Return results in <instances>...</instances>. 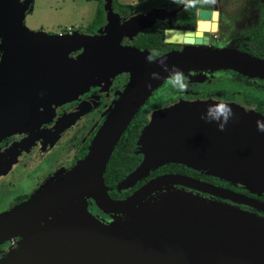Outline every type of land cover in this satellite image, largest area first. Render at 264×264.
Returning a JSON list of instances; mask_svg holds the SVG:
<instances>
[{
    "label": "water",
    "instance_id": "obj_1",
    "mask_svg": "<svg viewBox=\"0 0 264 264\" xmlns=\"http://www.w3.org/2000/svg\"><path fill=\"white\" fill-rule=\"evenodd\" d=\"M33 8L34 0H0V142L38 128L53 106L76 99L101 74L128 73L130 81L86 157L44 182L29 200L0 214V245L45 225L39 236L23 246L33 252L36 264H47L53 251L52 264H264V219L175 187L262 212L264 203L179 175L159 176L127 199L114 201L104 179L131 122L170 79L161 59L169 69L176 66L183 73L232 70L261 80L264 59L238 50H205L207 36L194 32L168 31L166 36L170 43L201 48L153 61L148 52L122 47L124 39L131 41L179 10L155 9L122 20L113 0H104L106 23L99 34L89 35L78 30L64 34L31 30L25 20ZM214 17L217 21V12ZM153 72L160 78H151ZM213 102H181L155 111L137 141L143 161L119 183L118 190L130 189L166 164H179L252 194H264V132L257 129L264 116L229 103L234 115L219 131L214 123L201 119ZM11 164L12 160L4 161L0 149V177ZM88 199L105 213L121 217L102 223L88 211Z\"/></svg>",
    "mask_w": 264,
    "mask_h": 264
},
{
    "label": "flooded vegetation",
    "instance_id": "obj_2",
    "mask_svg": "<svg viewBox=\"0 0 264 264\" xmlns=\"http://www.w3.org/2000/svg\"><path fill=\"white\" fill-rule=\"evenodd\" d=\"M221 1L181 0L177 6L162 4L150 7L143 12L130 11L127 16H121V19L126 20L155 9L165 10L167 13L179 10L175 17L154 24L151 28L133 37L131 41L124 39L121 45L122 47H134L148 52V58L153 61L172 52L201 48V46H188L184 43H170L166 36L168 31L194 32L195 34L202 33L204 37L207 36L208 44L202 46L205 50H238L253 57L264 59V48L256 45L259 43L260 37L264 36V4L256 3L253 6L258 12L256 19L247 15L248 26L244 27V34L236 36L241 37L237 48H233V46L232 48L213 46V35L220 32L224 18V14L219 7ZM236 3H233L232 7ZM215 12L218 13L217 21L214 17ZM100 30L95 33H82L97 35ZM146 34H149L150 41L143 44L140 39ZM159 34H161L160 44H156L152 41V38ZM231 38L232 34L228 32L223 42L228 43ZM234 40L233 38L232 41ZM79 54L80 52L71 55V57L76 58ZM104 74H101V77L97 78V81H94L88 90L79 94L76 99L57 107L53 106L52 111L48 113V116L43 117L44 119L42 118L41 125L35 130L14 134L0 142L4 161L12 160L7 173L0 177V214L8 212L29 200L44 182L57 173L71 170L79 160L86 157L95 136L130 81L128 73H119L113 77H107L108 74ZM184 75L188 83V88L184 92H178L169 79L152 94L139 110L136 117H139L145 123L144 127L155 111L181 102L224 101L240 105L264 116V80L250 78L232 70L197 69L184 72ZM78 112L80 114L77 119L63 130L69 119ZM137 141L133 154L139 158V163L122 181L133 173L143 161V156L138 151ZM163 175L186 176L264 203V194H252L247 190L236 188L208 176L201 171L179 164H166L152 171L146 178L138 181L127 190H118L119 183L114 187L106 186L109 188V196L112 200L122 201L152 179ZM175 188L201 196L207 200L235 207L264 219V212L254 207L212 197L186 187L177 186ZM86 204L88 211L104 224H110L121 217L120 215L105 213L92 199H88ZM24 243L25 240L15 237L1 244L0 264H36L32 262L33 252L25 251ZM17 253L19 257L15 258Z\"/></svg>",
    "mask_w": 264,
    "mask_h": 264
},
{
    "label": "rangeland",
    "instance_id": "obj_3",
    "mask_svg": "<svg viewBox=\"0 0 264 264\" xmlns=\"http://www.w3.org/2000/svg\"><path fill=\"white\" fill-rule=\"evenodd\" d=\"M95 2V0H34L33 12L27 15L25 24L31 30H43L49 34L68 33L70 31L67 30L71 28H73L72 31L86 32V28L90 24L89 17H92V13L96 9ZM235 2L237 3L232 7ZM256 3L262 5L264 0H222L219 7L224 14V18L220 32L213 35V46H227L228 48L233 46V48H237L241 37L236 36L244 34L243 29L248 26L247 15L253 16L255 19L258 16L257 9L253 8ZM228 32L232 34V38L228 43H224L223 41ZM233 38L234 41H232ZM93 217L97 218L94 215ZM44 227L45 225L38 226L19 238L27 243L32 238L39 236Z\"/></svg>",
    "mask_w": 264,
    "mask_h": 264
},
{
    "label": "trees",
    "instance_id": "obj_4",
    "mask_svg": "<svg viewBox=\"0 0 264 264\" xmlns=\"http://www.w3.org/2000/svg\"><path fill=\"white\" fill-rule=\"evenodd\" d=\"M97 2V10L95 13V18L92 23L86 28L87 33H95L100 30L106 23V15L103 9L104 0H95ZM181 0H148L147 2L130 6L124 5L119 2V0H113V9L120 16H127L130 11H146L148 8L153 6H160L165 4L169 6H177ZM195 10L194 8L192 9ZM85 32V31H84ZM161 34L152 38V41L156 44H160ZM140 41L145 44L150 41L149 34L142 36ZM264 36H261L259 43L256 45L263 46ZM146 47V46H145ZM145 123L139 119V117L134 118L131 122L129 128L124 133L119 144L117 145L110 162L108 164L104 179L108 187H114L122 181L131 171H133L137 164L139 163V158L133 154V150L136 146V141L140 135L141 130H143Z\"/></svg>",
    "mask_w": 264,
    "mask_h": 264
},
{
    "label": "clouds",
    "instance_id": "obj_5",
    "mask_svg": "<svg viewBox=\"0 0 264 264\" xmlns=\"http://www.w3.org/2000/svg\"><path fill=\"white\" fill-rule=\"evenodd\" d=\"M159 63L164 68V70L169 73L172 86L178 92H184L188 88V83L185 79L183 71L176 66H173L171 69H169L163 59H161ZM150 75L153 79L160 78V74L157 72H153ZM233 115L234 112L231 104L224 101H218L207 106L205 112L201 114V119L206 123H214L219 131H224ZM257 129L260 132H264V123L258 121Z\"/></svg>",
    "mask_w": 264,
    "mask_h": 264
},
{
    "label": "crops",
    "instance_id": "obj_6",
    "mask_svg": "<svg viewBox=\"0 0 264 264\" xmlns=\"http://www.w3.org/2000/svg\"><path fill=\"white\" fill-rule=\"evenodd\" d=\"M148 0H119V2L121 3V4H124V5H130V6H135V5H140V4H143V3H145V2H147ZM96 3V9L93 11V13H92V17H89V23L91 24L92 23V21L94 20V18H95V13H96V10H97V2H95ZM34 9V8H33ZM33 12V11H32ZM91 18V19H90ZM85 20V19H84ZM86 23H87V21H86ZM89 24V25H90ZM88 25V26H89ZM87 26V27H88ZM79 27V26H78ZM76 28V27H75ZM72 29L73 28H71V29H68L67 31H72ZM74 31V30H73Z\"/></svg>",
    "mask_w": 264,
    "mask_h": 264
},
{
    "label": "bare ground",
    "instance_id": "obj_7",
    "mask_svg": "<svg viewBox=\"0 0 264 264\" xmlns=\"http://www.w3.org/2000/svg\"><path fill=\"white\" fill-rule=\"evenodd\" d=\"M53 258H54V251L51 253L48 261H47V264H52L53 263Z\"/></svg>",
    "mask_w": 264,
    "mask_h": 264
}]
</instances>
